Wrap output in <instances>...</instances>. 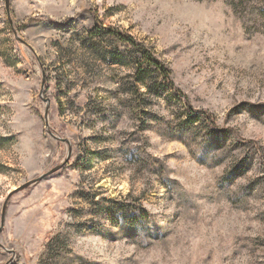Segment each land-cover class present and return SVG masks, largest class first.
<instances>
[{"label":"rangeland","instance_id":"374dc122","mask_svg":"<svg viewBox=\"0 0 264 264\" xmlns=\"http://www.w3.org/2000/svg\"><path fill=\"white\" fill-rule=\"evenodd\" d=\"M5 202L0 264H264V0H0Z\"/></svg>","mask_w":264,"mask_h":264},{"label":"trees","instance_id":"16d2710c","mask_svg":"<svg viewBox=\"0 0 264 264\" xmlns=\"http://www.w3.org/2000/svg\"><path fill=\"white\" fill-rule=\"evenodd\" d=\"M101 33H103L104 35L112 36L116 38L118 41L125 42L133 47H137V48L142 47L140 48L142 49V59H143L142 61H144L147 68L149 70L153 69L154 71H156L160 75L162 81H164L167 84V87H169V89H171L172 91L176 92L179 98L183 99L182 102L184 103V106L189 113L195 114L197 116H202L207 121H210V116H208L206 113H202V112L199 113L195 111L187 102L186 97L181 95V93L174 88V84L171 81L170 73L168 69L162 62H160L154 57L153 53L150 50L144 49L143 46L138 44L132 37H125L121 33H119L117 30L111 27H102L101 24H97L94 27V29L91 32V35L99 36L101 35ZM211 127L212 129H215V126L212 123H211Z\"/></svg>","mask_w":264,"mask_h":264},{"label":"water","instance_id":"95a60500","mask_svg":"<svg viewBox=\"0 0 264 264\" xmlns=\"http://www.w3.org/2000/svg\"><path fill=\"white\" fill-rule=\"evenodd\" d=\"M42 85H43V82H42ZM47 112H48V110L46 109L45 114H44L45 128H48ZM48 134H49L52 138H54V139H56V140H59V141L62 142V143L69 144V141L56 138V137H55L50 131H48ZM39 180H40V179H38V180H34L33 182H30V183H28V184H25V185H23L22 187H20V188H18V189H25V188H27L28 186H30L31 184H34L35 182H37V181H39ZM18 189H16L15 192H16ZM10 196H11V194L8 196V199H9ZM6 205H7V202H5V204H4L3 208H2V213H1V228H0V232H1V230H2V228H3V225H4L5 214H6Z\"/></svg>","mask_w":264,"mask_h":264}]
</instances>
